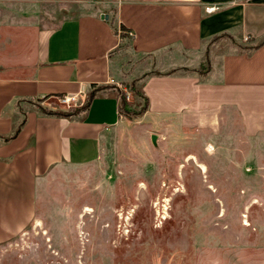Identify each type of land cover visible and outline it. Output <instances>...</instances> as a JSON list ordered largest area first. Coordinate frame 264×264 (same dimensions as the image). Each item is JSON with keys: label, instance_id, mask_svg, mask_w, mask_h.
<instances>
[{"label": "rangeland", "instance_id": "obj_1", "mask_svg": "<svg viewBox=\"0 0 264 264\" xmlns=\"http://www.w3.org/2000/svg\"><path fill=\"white\" fill-rule=\"evenodd\" d=\"M114 3L0 0V79L32 77L41 30ZM113 87L132 118L108 132L98 161L39 181L35 217L0 243V264H264V123L247 130L236 115L215 131L180 127L146 115L140 83ZM101 90L74 107L33 104L68 111Z\"/></svg>", "mask_w": 264, "mask_h": 264}, {"label": "crops", "instance_id": "obj_2", "mask_svg": "<svg viewBox=\"0 0 264 264\" xmlns=\"http://www.w3.org/2000/svg\"><path fill=\"white\" fill-rule=\"evenodd\" d=\"M113 7L41 30L32 77L0 79V243L33 221L42 178L101 158L108 132L122 122L113 93L121 79L141 84L146 115L156 121L203 131L236 115L247 130L264 123V0H115ZM120 25L130 34L121 37ZM93 85L103 90L76 116H48L33 104L80 99ZM24 115L21 132L5 141Z\"/></svg>", "mask_w": 264, "mask_h": 264}, {"label": "trees", "instance_id": "obj_3", "mask_svg": "<svg viewBox=\"0 0 264 264\" xmlns=\"http://www.w3.org/2000/svg\"><path fill=\"white\" fill-rule=\"evenodd\" d=\"M120 36H127L126 34L129 33V30L124 26V25H120ZM116 32H118L116 30ZM264 44V40H262L259 45H263ZM93 87H101L102 86H95L93 85ZM98 94V92H91L89 95V98L86 102V104H84L81 107H76V108H70L68 111L65 110H56V111H46L42 108H38L40 112H42L45 115L48 116H56V117H72V116H76L79 115L85 111L88 110L92 100L95 98V96ZM146 99V98H145ZM119 114L122 117L125 118H132L133 113L130 112L129 109H127V104L125 102L124 99H122L119 102ZM147 106H148V100L146 99V105H145V109L147 110ZM26 116L24 115V118L22 119V121L17 125V127L14 129V131L12 132V134L9 137L5 138V141H9L12 140L14 138H16L18 136V134L21 132L22 128L24 127L25 123H26Z\"/></svg>", "mask_w": 264, "mask_h": 264}, {"label": "built area", "instance_id": "obj_4", "mask_svg": "<svg viewBox=\"0 0 264 264\" xmlns=\"http://www.w3.org/2000/svg\"><path fill=\"white\" fill-rule=\"evenodd\" d=\"M216 8L212 7V8H208L207 11L209 12H213ZM84 98V97H82ZM79 98L77 97H69V96H65L60 98V101L66 106L68 107H74V106H78V102H79Z\"/></svg>", "mask_w": 264, "mask_h": 264}, {"label": "water", "instance_id": "obj_5", "mask_svg": "<svg viewBox=\"0 0 264 264\" xmlns=\"http://www.w3.org/2000/svg\"><path fill=\"white\" fill-rule=\"evenodd\" d=\"M101 19L102 20H108L109 19V15L108 14H102L101 15ZM157 136L156 135H153L152 136V142H153V144L155 145V146H157Z\"/></svg>", "mask_w": 264, "mask_h": 264}]
</instances>
